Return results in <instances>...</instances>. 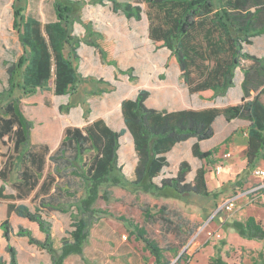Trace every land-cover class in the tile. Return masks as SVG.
<instances>
[{
    "label": "rangeland",
    "instance_id": "374dc122",
    "mask_svg": "<svg viewBox=\"0 0 264 264\" xmlns=\"http://www.w3.org/2000/svg\"><path fill=\"white\" fill-rule=\"evenodd\" d=\"M118 1L140 6L142 19L126 21L121 29V17L128 19L122 11L114 12L109 0L104 4L92 0H64L66 4L72 2L75 8L73 17L81 21H75L73 25V35L78 39L87 37L84 21L91 27L95 21L97 30L107 29L113 35L122 34L127 40V34H140L141 40L130 53L127 48L119 53L115 48V58L121 69L131 71L135 81L131 82L127 74H116L114 66L103 64L94 47L81 43L76 51L78 57L68 47L66 53L71 54L81 77L80 84L71 94L55 96L52 91L40 89L33 93L18 90L14 94L20 102L21 112L31 124L29 145L23 155L30 153L41 157V160L21 158L20 161L21 152L15 149V137L2 136L0 127V188H4V195H21L22 199L17 200L16 205H25L31 212L40 213L51 224L57 238H67V233L73 230L72 221L80 214L78 206L86 198L87 184L83 175L96 160V153L89 148V142L84 146L83 162L76 160L75 145L68 140L63 144L67 128H79L86 136L88 123L101 118L112 129L122 130L125 125L121 104L125 99L136 97L141 90L150 93V105L154 107L170 108L175 101L194 107H225L242 102L243 95H234L237 89L241 90L237 86L231 94L202 105L197 96L187 93L177 79L170 80V72L163 66L168 54L148 42L147 30L142 27L150 11L149 6L144 0ZM222 1L226 0L215 2L217 8L222 6ZM241 1L246 2V7L236 13L248 14L252 18H255V13H260L258 18H262L264 0ZM12 5L44 24L57 20L53 0H18L15 4L13 0H0V92L9 86L7 67L18 63L22 53L21 44L14 39L16 33L9 30ZM255 23L261 24L259 21ZM132 24L135 29H132ZM253 41L247 51L264 59V36ZM125 43L127 45V41ZM147 60L153 62L154 72L145 70L147 67L143 62ZM99 80L110 83L114 89L98 97L88 96L92 91L110 88ZM260 100L264 104V96ZM110 103L117 107L119 118L116 120L106 110ZM68 104L72 105L70 110L61 112L60 107ZM249 125L246 117L231 122L219 117L213 128V138L201 143L203 151L214 153L209 161L195 158L192 154L194 142L187 141L169 153V166L154 179L161 186L163 179L177 176L181 162L188 161L192 172L187 182H192L196 171L204 166L208 196L174 198L166 193L158 196L128 184L102 187L94 205L98 216L92 220L84 257L70 256L65 264H155L140 230L145 233V238L163 250L164 261L171 264H208L214 256H221L228 264H264V242L242 238L233 225L235 221L246 223L253 218L264 227V199L242 202L233 211L217 212L224 202L248 190L256 181L253 169H247L245 156ZM120 145L118 174L131 179L138 158L129 133L121 137ZM257 167L264 169V161H260ZM49 201L59 204V210L51 209ZM7 217V203L0 200V224ZM11 225L16 232L17 222L11 220ZM14 246L20 264H52L51 254L26 241L15 240ZM53 255L57 257L59 252Z\"/></svg>",
    "mask_w": 264,
    "mask_h": 264
},
{
    "label": "trees",
    "instance_id": "16d2710c",
    "mask_svg": "<svg viewBox=\"0 0 264 264\" xmlns=\"http://www.w3.org/2000/svg\"><path fill=\"white\" fill-rule=\"evenodd\" d=\"M57 14L54 22L42 23L38 19L22 13L12 5V20L9 30L16 33L14 39L22 46L18 63L7 67L8 88L0 92L1 135H13L15 149L20 151L24 160H41L35 155H23L29 145L30 123L20 110V102L14 98L19 90L33 93L37 89L52 91L55 96H66L81 82L78 67L66 53L70 47L76 57V51L85 43L96 49L105 65L114 66L116 74H127L130 81L135 77L131 71H124L115 58L116 43L105 34L96 31L90 23L84 21L87 37L78 39L73 35L75 8L72 2L53 0ZM104 4L105 0H92ZM114 12L122 11L127 19H142L143 9L131 3L109 0ZM217 0H144L149 6L147 13L150 21V39L156 49L167 48L171 51L168 61L176 63L181 70L180 79L204 103H212L218 97L225 96L233 86L235 71L240 69L244 75V98L239 104L205 109H186L174 112L148 108L146 105L150 93L139 91L135 99H125L121 111L125 128L116 131L101 118L89 122L86 136L79 128H67L63 144L68 140L76 147V160L83 162L84 146L87 142L95 151L96 160L86 172V198L80 202L79 216L72 221L73 230L67 238H57L52 226L38 212H31L25 205H16L21 195H4L0 188V200L7 203V219L0 224V264H20L15 240L26 241L32 246L52 255V264H65L73 255L84 257V247L89 239L92 220L98 216L94 205L100 197V190L107 185H132L147 193L169 194L174 198L190 195L208 196L205 180L206 168L196 171L192 182H187L192 172L188 161L180 163L175 178L163 179L161 186L154 182L163 169L169 166L167 154L181 143L190 139L196 142L192 154L202 161H209L213 152L203 151L201 143L213 138V123L219 116L226 121L246 117L250 121L247 129L246 162L247 169L254 170L260 161H264V59L243 52L244 44H252L250 38L264 35V14L255 13V18L240 14V8L246 7L241 0L222 1L217 8ZM18 0H13L17 3ZM239 11L238 13H236ZM259 21L260 26L255 22ZM108 89L92 91L88 96H101L111 92L113 86L105 81ZM253 93V94H252ZM72 105L61 106L65 113ZM89 113V111H87ZM16 128V130H14ZM129 133L134 143L138 162L131 175L126 179L118 174L120 139ZM70 138V139H69ZM51 209L61 206L52 204ZM48 202V203H49ZM59 210V209H58ZM63 212V209H61ZM11 220L17 222V231ZM234 228L245 239L264 242V227L250 218L246 223L235 221ZM140 236L150 248L155 264H171L164 261L163 250L152 240ZM59 252L54 257L53 253ZM208 264H228L221 256H214Z\"/></svg>",
    "mask_w": 264,
    "mask_h": 264
},
{
    "label": "crops",
    "instance_id": "0c3cea01",
    "mask_svg": "<svg viewBox=\"0 0 264 264\" xmlns=\"http://www.w3.org/2000/svg\"><path fill=\"white\" fill-rule=\"evenodd\" d=\"M92 18V17H91ZM12 20V19H11ZM90 20V19H89ZM93 20V19H92ZM132 22L133 21V19H128V20H126L124 17H121V19L119 20V23H120V28L122 29V28H124V22ZM52 22H54V21H52ZM134 22H136V21H134ZM11 23V22H10ZM131 24V23H130ZM94 28L95 27H97V24H96V22L94 21V26H93ZM132 29H135V25H133L132 24ZM144 29H146L147 30V34H146V36H147V40H148V42H150L154 47H155V45H154V42L150 39V33H149V28H150V21H149V17H148V14H146V21H144V24H143V26H142ZM95 30L96 31H98V32H100V33H102V34H105L107 37H108V39L109 40H112V41H114L115 43H116V48H117V52L119 53V52H123V49H125V48H127L128 49V52L130 53L131 52V50L132 49H134L135 48V46H136V44H137V42H139L141 39H140V34H137V33H130V34H127V37H128V40L127 39H125V36H121V35H113V34H111L107 29H100V30H97L96 28H95ZM122 31H124V30H122ZM135 31V30H134ZM123 35H125V33L123 34ZM261 36H264V35H261ZM261 36H256V37H252V38H250V40L252 41V44H250V45H248V44H244V50H243V52H247V53H249V54H252V53H250L249 51H247V47L248 46H252L253 44H254V41H253V39H255V38H258V37H261ZM125 41H127V45H126V43H125V45H124V42ZM155 49H156V47H155ZM157 50H164V51H166V53L168 54V57H167V60H166V63H164L163 64V66L170 72V80H171V78L173 79V80H175V79H177L180 83H182V81H181V79H180V74H181V70H180V67L176 64V63H169L168 64V61H169V58H170V55H171V51L170 50H168L167 48H162V49H157ZM127 52V51H126ZM115 53H116V49H115ZM91 54V52L89 51V55ZM92 55V54H91ZM252 55H254V54H252ZM255 56H257V55H255ZM100 57V56H99ZM257 57H259V56H257ZM261 58V57H260ZM143 63H145L144 64V66L145 67H147V68H145V70H147V72H154V67L152 66V64H153V62L152 61H150V60H147V61H145V62H143ZM163 67V68H164ZM237 80H238V83H237ZM243 81H244V75H243V73L241 72V70L240 69H237L236 71H235V78H234V83H233V86L229 89V91H228V94H231V92L234 90L233 88L234 87H237V86H239V87H241V90L240 89H237V91H236V93H234V95L235 96H242L243 95V97H242V99L244 98V91H243ZM183 85H184V87H185V89H186V91H187V93H189L191 96H197V98H198V100H199V102L202 104V105H207V104H209V103H204V102H202L201 100H200V98H199V96L197 95V94H191L190 93V90H189V88L184 84V83H182ZM139 93V92H138ZM160 93H162L163 94V92H161L160 91ZM253 94V93H252ZM138 95V94H137ZM233 95V96H234ZM136 97H134V98H129V99H135ZM175 101V100H174ZM213 103V102H212ZM175 105L174 106H172V107H170V108H168V107H154V106H151L150 105V97H149V99L147 100V102H146V105H147V107L148 108H151V109H156V110H160V111H168V112H174V111H180V110H186V109H205V108H212V106H200V107H194V106H190V105H187L185 102L183 103L182 101H175V103H174ZM227 106V105H226ZM106 110L109 112V114L111 115V117H113L115 120L117 119V118H119V113H118V110H117V107L114 105V104H112V103H110V104H108V106L106 107ZM219 117H222V116H219ZM218 117V118H219ZM224 117V116H223ZM217 118V119H218ZM217 119L215 120V122L213 123V128H215V124H216V122H217ZM124 123V122H123ZM131 139H132V137H131ZM188 141H193L194 143L196 142V140L195 139H190V140H188ZM132 142H133V140H132ZM123 144L124 145H127V143L126 142H123ZM133 145H134V143H133ZM179 145V144H178ZM201 145V144H200ZM177 146V145H176ZM175 146V147H176ZM174 147V148H175ZM173 148V149H174ZM172 149V150H173ZM201 149H202V145H201ZM120 151V150H119ZM169 153H171V151L169 152ZM169 153L166 155L167 156V158H168V155H169Z\"/></svg>",
    "mask_w": 264,
    "mask_h": 264
},
{
    "label": "built area",
    "instance_id": "2783aa9c",
    "mask_svg": "<svg viewBox=\"0 0 264 264\" xmlns=\"http://www.w3.org/2000/svg\"><path fill=\"white\" fill-rule=\"evenodd\" d=\"M218 169L220 171L221 167ZM252 175L256 180L255 183L248 190L237 193L234 197L224 202L217 210L218 213L222 211H233L242 202L252 203L264 199V169L256 167L252 171Z\"/></svg>",
    "mask_w": 264,
    "mask_h": 264
}]
</instances>
